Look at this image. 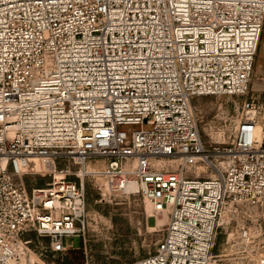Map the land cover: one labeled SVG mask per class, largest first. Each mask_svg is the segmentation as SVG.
Here are the masks:
<instances>
[{
    "label": "built area",
    "instance_id": "2783aa9c",
    "mask_svg": "<svg viewBox=\"0 0 264 264\" xmlns=\"http://www.w3.org/2000/svg\"><path fill=\"white\" fill-rule=\"evenodd\" d=\"M262 30L264 0H0V264H95L91 178L165 220L121 264H264ZM207 97L231 109L219 139ZM37 173L52 176L29 187Z\"/></svg>",
    "mask_w": 264,
    "mask_h": 264
},
{
    "label": "rangeland",
    "instance_id": "374dc122",
    "mask_svg": "<svg viewBox=\"0 0 264 264\" xmlns=\"http://www.w3.org/2000/svg\"><path fill=\"white\" fill-rule=\"evenodd\" d=\"M260 95L264 96V92ZM201 102L199 110L203 121V132L213 139H219L220 128L224 125V119L231 109L225 104L224 99L207 97ZM51 176L52 174L47 173L26 175L24 181L29 187H41L51 179ZM70 177L76 179L74 175ZM84 190L88 211L85 238L87 248H91L87 252L96 262L95 264L129 263L154 249L155 243L162 237L165 220L156 215L140 196L127 195L123 191H109L100 179L92 178L84 180ZM30 236L32 234L28 237ZM71 242L74 246L81 245L79 238L64 239L66 245ZM222 242L223 237H220L214 253L221 251ZM230 258L216 264H235L238 260L233 259V256ZM49 259L55 264L63 262V259L57 256ZM84 260L82 256L80 264H83Z\"/></svg>",
    "mask_w": 264,
    "mask_h": 264
},
{
    "label": "crops",
    "instance_id": "0c3cea01",
    "mask_svg": "<svg viewBox=\"0 0 264 264\" xmlns=\"http://www.w3.org/2000/svg\"><path fill=\"white\" fill-rule=\"evenodd\" d=\"M250 89L253 93L264 92V30H262L259 47L255 56L253 79ZM82 256L83 253L80 249L70 250L63 257L62 264H80Z\"/></svg>",
    "mask_w": 264,
    "mask_h": 264
},
{
    "label": "bare ground",
    "instance_id": "6f19581e",
    "mask_svg": "<svg viewBox=\"0 0 264 264\" xmlns=\"http://www.w3.org/2000/svg\"><path fill=\"white\" fill-rule=\"evenodd\" d=\"M35 168H38V164L36 163L35 164ZM134 187H132V189H133ZM108 190V189H107ZM159 219V217H157V220Z\"/></svg>",
    "mask_w": 264,
    "mask_h": 264
},
{
    "label": "trees",
    "instance_id": "16d2710c",
    "mask_svg": "<svg viewBox=\"0 0 264 264\" xmlns=\"http://www.w3.org/2000/svg\"><path fill=\"white\" fill-rule=\"evenodd\" d=\"M82 255V254H81ZM83 261V260H82Z\"/></svg>",
    "mask_w": 264,
    "mask_h": 264
}]
</instances>
